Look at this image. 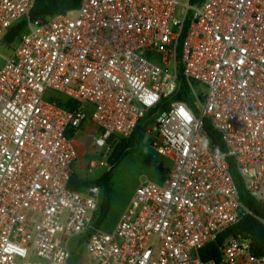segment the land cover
Instances as JSON below:
<instances>
[{
    "label": "built area",
    "instance_id": "2783aa9c",
    "mask_svg": "<svg viewBox=\"0 0 264 264\" xmlns=\"http://www.w3.org/2000/svg\"><path fill=\"white\" fill-rule=\"evenodd\" d=\"M35 2L0 0V40L28 20L0 64V264H264L241 234L202 256L250 214L228 158L264 201V0H81L31 20ZM182 86L189 101L164 111ZM151 112L165 176L139 180L103 230L104 187H69L75 137L90 123V166L109 167Z\"/></svg>",
    "mask_w": 264,
    "mask_h": 264
},
{
    "label": "trees",
    "instance_id": "16d2710c",
    "mask_svg": "<svg viewBox=\"0 0 264 264\" xmlns=\"http://www.w3.org/2000/svg\"><path fill=\"white\" fill-rule=\"evenodd\" d=\"M80 2L81 0H36L30 12V19L36 20L39 18H44L48 15L72 11L79 6ZM27 23L28 20L23 19L12 25L3 37L4 42L7 44L13 43L20 32L27 26ZM174 100L189 101L188 92L185 86H182L181 90L164 101L163 110L165 111L170 102ZM60 104L69 108L72 107L73 102L72 100L62 99ZM153 112L148 114L147 117L142 120V122H140L131 138L127 140H120L116 143L109 157V161L112 166L110 170L94 180L83 179L74 173L69 181V187L72 189H80L90 183H97L98 185H101L105 188L100 217L96 223L97 226H101L107 220L111 210L112 172L130 150L135 149L142 144L144 135L146 133L145 128L147 122L150 120V116ZM205 128L212 138L216 150L223 152L224 146L218 131L214 129L209 122L205 123ZM228 161L230 164L231 174L240 194L241 201L249 209L250 214L245 215L239 223L227 229L224 233L219 235L216 241L207 245L202 250V256L204 259L219 258V246L227 238L240 234L249 236L251 238V250L253 254L257 256H264V226L260 221V218H264V201L256 199L247 191L241 176L238 174L235 168L233 160L228 158Z\"/></svg>",
    "mask_w": 264,
    "mask_h": 264
},
{
    "label": "rangeland",
    "instance_id": "374dc122",
    "mask_svg": "<svg viewBox=\"0 0 264 264\" xmlns=\"http://www.w3.org/2000/svg\"><path fill=\"white\" fill-rule=\"evenodd\" d=\"M75 15V10L68 13L70 17H75ZM9 46V44L4 42L3 38L0 40V64L10 55L11 48ZM49 92L53 93V91ZM153 117H155L154 114L150 116V120L147 122L142 144L130 150L112 172L111 212L102 225L103 230H111L116 225L127 200L133 195L139 180L149 178L161 182L163 179L165 169L160 168L162 166L160 163L164 161V158L157 155L152 146L154 138L149 133V126L157 120V118L153 119ZM90 128L91 124L86 123L84 133L75 137L78 151H80L79 158L76 161V174L86 180H94L112 168L110 161L109 167H101L98 162L94 163L95 167L90 166L93 164L92 160L102 159L101 155L96 153V148L93 146L90 137H88V129ZM158 164L159 166H157ZM162 164H165V162ZM84 257L83 249H81L78 253H74L73 260H80Z\"/></svg>",
    "mask_w": 264,
    "mask_h": 264
},
{
    "label": "crops",
    "instance_id": "0c3cea01",
    "mask_svg": "<svg viewBox=\"0 0 264 264\" xmlns=\"http://www.w3.org/2000/svg\"><path fill=\"white\" fill-rule=\"evenodd\" d=\"M85 126L86 125H83L82 126V128L80 129V132H79V134H83L84 133V131H85ZM153 138H154V141H153V143L156 141V138H155V136H153ZM153 143H152V146H153ZM79 155H80V151H79ZM157 155H159V154H157ZM160 157H162V158H164V161L163 162H165V164H162L163 162H161L160 163V165H162V166H160V168H166V166L168 165V161H167V159L165 158V157H163V156H161V155H159ZM157 166H159V164L157 165ZM76 173V172H75ZM164 176H165V174H164ZM164 176H163V178H164ZM163 180V179H162ZM161 180V181H162ZM90 184H92V183H90ZM97 184V183H96ZM89 185V184H88ZM85 186H87V185H85ZM85 186H83V187H85ZM82 187V188H83ZM81 189V188H80ZM105 189V188H104ZM105 192V191H104ZM112 195V194H111ZM112 197V196H111ZM131 199V198H130ZM130 199H128L127 200V202H126V204H125V206H124V208H123V210H122V212L126 209V207L128 206V204H129V202H130ZM110 212H111V210H110ZM110 214V213H109ZM109 217V216H108ZM104 224V223H103ZM102 224V225H103Z\"/></svg>",
    "mask_w": 264,
    "mask_h": 264
}]
</instances>
